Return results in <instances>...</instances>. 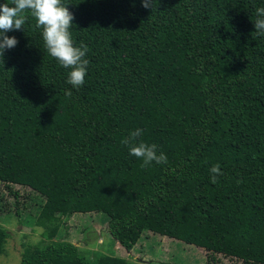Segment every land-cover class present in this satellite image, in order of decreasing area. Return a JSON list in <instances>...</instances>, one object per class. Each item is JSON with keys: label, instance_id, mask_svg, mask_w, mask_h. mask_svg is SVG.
<instances>
[{"label": "trees", "instance_id": "1", "mask_svg": "<svg viewBox=\"0 0 264 264\" xmlns=\"http://www.w3.org/2000/svg\"><path fill=\"white\" fill-rule=\"evenodd\" d=\"M61 3L88 49L82 86L30 15L0 58V184L41 196L35 225L49 241L22 245L18 264H131L53 240L60 217L90 212L125 251L151 233L264 264V35L253 24L264 0ZM137 128L167 163L129 155L122 141ZM7 236L0 226V254Z\"/></svg>", "mask_w": 264, "mask_h": 264}, {"label": "rangeland", "instance_id": "2", "mask_svg": "<svg viewBox=\"0 0 264 264\" xmlns=\"http://www.w3.org/2000/svg\"><path fill=\"white\" fill-rule=\"evenodd\" d=\"M9 187L17 192V198L0 184V226L8 233L0 264H18L22 245L49 242L42 238L43 229L35 225L41 196L24 186L11 184ZM106 219L99 212L60 217L59 231L53 240L71 242L88 259L96 253H104L122 257L131 264H241L235 258L209 253L201 247L151 233L143 234L129 251H125L111 239Z\"/></svg>", "mask_w": 264, "mask_h": 264}, {"label": "clouds", "instance_id": "3", "mask_svg": "<svg viewBox=\"0 0 264 264\" xmlns=\"http://www.w3.org/2000/svg\"><path fill=\"white\" fill-rule=\"evenodd\" d=\"M142 6L152 9L153 0H141ZM11 5V6H10ZM35 20V26L41 29V36L48 55L66 69L67 83L72 88H79L85 82L87 65L84 59L88 49L81 44L77 47L73 43L70 28L73 26V14L61 3V0H11V3L0 4V58L6 49L14 48L18 41L6 33L20 30L28 16ZM257 18L253 22L257 35H264V8L256 9ZM71 95V90L66 91ZM142 134V129L137 128L130 132L128 138L122 142L129 148V155L141 160V167L146 168L153 162L156 164L167 163V156L160 152L157 154L156 145L144 142L137 143V138ZM211 183H216L220 173V165L215 164L210 168Z\"/></svg>", "mask_w": 264, "mask_h": 264}]
</instances>
